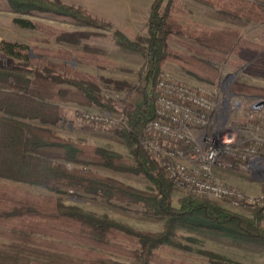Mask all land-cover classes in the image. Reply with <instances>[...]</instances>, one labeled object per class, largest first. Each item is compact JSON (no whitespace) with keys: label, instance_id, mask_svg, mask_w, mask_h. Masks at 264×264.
Wrapping results in <instances>:
<instances>
[{"label":"trees","instance_id":"trees-1","mask_svg":"<svg viewBox=\"0 0 264 264\" xmlns=\"http://www.w3.org/2000/svg\"><path fill=\"white\" fill-rule=\"evenodd\" d=\"M216 10L218 18L241 24L264 22V0H200ZM12 12L33 14L52 12L98 25L83 9L66 5L60 0H7ZM182 5L176 0H155L148 23V37L132 40L115 30V42L140 52L145 58L140 82L131 87L112 81L130 93L121 109L128 127L118 132L130 146L132 160L117 152L82 143L55 134L48 127L65 119L61 103L73 102L114 108L113 101L101 94L96 81L78 71H68L66 64L49 62L48 56H64V51L33 49L23 43L3 40L0 54V177L43 186L49 191L86 192L102 197L109 203L120 200L140 205L150 216L164 219L159 232H139L107 215L100 216L66 205L48 195H32L0 181V234L8 241L0 242V264H193L165 259L158 252L165 245L180 247L178 230L191 229L264 245V206H258L252 217L222 207L208 198L189 194L174 204V183L160 162L142 145L147 123L155 117L156 85L162 67L172 60L196 79L215 84L220 72L215 62L226 61L229 54L249 55V42L235 28L195 29L182 26L174 12ZM14 23L23 28H36L28 19L16 17ZM64 39L77 41L89 32H63ZM174 34L188 39L190 52L175 51L169 41ZM61 38V37H60ZM236 94L264 97V90L234 83ZM103 166L142 174L153 182L152 191L140 190L113 177L89 169ZM8 233H4V232ZM40 237L59 241L84 243L96 248H111L112 240L138 239L140 249L120 248L117 251L129 262L84 248L52 246ZM40 239V240H39Z\"/></svg>","mask_w":264,"mask_h":264},{"label":"rangeland","instance_id":"rangeland-1","mask_svg":"<svg viewBox=\"0 0 264 264\" xmlns=\"http://www.w3.org/2000/svg\"><path fill=\"white\" fill-rule=\"evenodd\" d=\"M60 1L66 5L83 9L98 22V25H87L83 21L52 12H35L33 14L12 12L7 0H0V34L4 39L28 45L31 48L32 55H34L33 49L36 51L46 49L53 53L64 51V56L60 57L51 53L48 56L49 62L55 64L65 63L68 71H78L94 79L100 88L101 94L113 101L114 108L108 109L98 105L66 102L61 103L65 109V119L61 122L51 125L42 124L36 120L29 122L48 127L60 137L114 151L125 159L132 160L128 141L118 132L124 118L121 109L125 105L130 89L127 86L117 89L118 87L112 81L125 82L131 87L138 85L145 58L140 52L118 45L113 38V32L120 30L132 40L139 37H148V23L155 0ZM176 1L182 7L179 12H174L173 15L177 17L182 26L192 29L197 27L238 29L240 38L251 43L249 46L252 50L246 56L229 54L226 61L215 62L220 72V77L215 84L196 79L188 74L180 64L172 60L164 63L163 73L185 84L206 85L216 91L219 96H227L229 92H232L230 89L234 83L264 90V22L232 23L218 18L215 15L216 10L206 2L200 0ZM16 17L31 20L37 27L23 28L18 26L13 21ZM63 32H89V34L84 38L80 36L77 41L72 42L64 39ZM184 42H188V39L174 34L169 44L173 50L189 54L190 52H188ZM6 62V58L0 54V63ZM241 95L246 101H252V97L264 100V97ZM231 116V120L239 129L242 139L245 143L255 144L258 155L264 160V105L256 110L246 107L239 111H233ZM89 169L101 175L113 177L140 190L152 191L154 188L153 182L142 174L125 170H113L103 166H90ZM243 171L237 174L247 173V179L253 185L261 184V189L257 195L247 194L240 189L248 196L263 197L261 205L259 204L255 208L264 206V176L259 173L253 174L247 170ZM0 181L32 195L53 196L66 205H73L100 216L107 215L111 219L126 224L139 232H159L162 231L164 226V219L145 214L140 205H131L120 200L109 203L102 197H96L86 192L49 191L43 186L8 178L0 177ZM189 194L192 193L174 186L172 192L174 204L178 206L179 199ZM192 195L198 198H208L224 208L248 217H252L256 210L253 207L234 208L220 200ZM178 235L180 247L167 244L158 249V252L165 259L193 264H264L263 244L235 240L185 226L180 227ZM36 236L44 242H52V246H76L122 262H129L130 258L119 253L118 249H140L138 239L112 240L110 242L111 248L105 249L92 247L84 243L59 241L52 237ZM3 241L8 240L0 234V242Z\"/></svg>","mask_w":264,"mask_h":264},{"label":"built area","instance_id":"built-area-1","mask_svg":"<svg viewBox=\"0 0 264 264\" xmlns=\"http://www.w3.org/2000/svg\"><path fill=\"white\" fill-rule=\"evenodd\" d=\"M155 94L156 114L147 123L141 142L165 168L174 186L234 208L261 205L263 197L248 196L224 183L213 170H247L264 176L258 149L245 143L231 120L233 111L260 109L264 100L252 97L246 101L233 92L219 96L206 85L185 84L165 73L158 79ZM123 117L119 128L128 127Z\"/></svg>","mask_w":264,"mask_h":264},{"label":"crops","instance_id":"crops-1","mask_svg":"<svg viewBox=\"0 0 264 264\" xmlns=\"http://www.w3.org/2000/svg\"><path fill=\"white\" fill-rule=\"evenodd\" d=\"M3 40H7V39H4L2 37V35L0 34V43ZM213 171H214L215 175L220 180H222L224 183H226L228 185H231V186H237V187L241 188L247 194L257 195L258 192L261 189V184L260 185L259 184L258 185H255V184L253 185L247 179V173H242L241 175L237 174V173H241V171H243V170H241V171H230V170H223V169H219V168H214ZM244 174H246V175H244ZM236 175H240V176H236Z\"/></svg>","mask_w":264,"mask_h":264}]
</instances>
